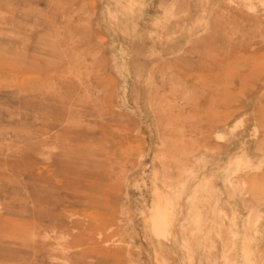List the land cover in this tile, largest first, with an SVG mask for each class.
Returning <instances> with one entry per match:
<instances>
[{"label":"rangeland","instance_id":"rangeland-1","mask_svg":"<svg viewBox=\"0 0 264 264\" xmlns=\"http://www.w3.org/2000/svg\"><path fill=\"white\" fill-rule=\"evenodd\" d=\"M105 3L0 0V264H186L168 231L183 204L164 192L184 191L204 166L228 168L244 149L264 154V0H215L196 40L151 71L165 111L140 117L123 107L127 74L115 67ZM214 12L219 30L207 35ZM258 168L220 172L219 183L242 241L248 213L260 214L251 242L264 264ZM238 183L247 190L233 198Z\"/></svg>","mask_w":264,"mask_h":264},{"label":"bare ground","instance_id":"bare-ground-1","mask_svg":"<svg viewBox=\"0 0 264 264\" xmlns=\"http://www.w3.org/2000/svg\"><path fill=\"white\" fill-rule=\"evenodd\" d=\"M109 1L112 4L105 3L102 14L108 31L114 36L112 47L115 67L127 74L128 89L124 95L123 107L137 117L145 115L149 107L164 112L162 103L155 98L154 90L149 91L154 87L151 71L164 60L180 57L188 45L196 40L208 13L207 9L215 0H182L178 8L172 6L161 13L157 9L165 7V0ZM170 81L173 91L180 88L176 80ZM143 102L147 107H143ZM262 151L264 153V149ZM202 158L206 160L205 157ZM263 163L264 154L261 159H256L244 149L240 155L231 159L228 168L227 165H219L215 169L204 166L198 171L188 173L184 191L164 192L166 198L173 200L175 205L183 204L181 223L176 227L170 226L168 231L171 236L181 239L186 264L261 263L257 249L251 242L254 241L253 232L260 214L253 208L250 210L247 221L249 235L247 241H242L238 228L240 213L236 204L232 229L225 217V196L229 198L230 192L229 189L221 187L219 173H228L231 169L239 178L253 167L260 169L258 167H262ZM215 178L216 191L213 187ZM240 185L238 183V187L234 186L233 198L237 193L247 190L246 184ZM170 209H165L167 215L174 214ZM124 214L127 216L126 212ZM146 230L149 242L158 244L156 224L152 222L146 225Z\"/></svg>","mask_w":264,"mask_h":264},{"label":"crops","instance_id":"crops-1","mask_svg":"<svg viewBox=\"0 0 264 264\" xmlns=\"http://www.w3.org/2000/svg\"><path fill=\"white\" fill-rule=\"evenodd\" d=\"M165 2H166L165 3V7L163 9L162 8L157 9V12L161 13L163 10L169 9L172 6H174V8H178V6H180L182 4V0H165ZM234 8L236 9V8H239V7H234ZM219 10H223V9H218L216 11H219ZM215 12H214L213 16L209 19V24H208L209 30H207V32H206V33H208L207 35H214L215 31L219 30L218 26H220V23H219L220 19L215 17ZM252 21L256 22V20H252ZM249 22H251V20H249ZM190 24L191 23H188V25H190ZM204 26H205V24H204ZM204 33L202 35H204ZM203 41H205V40H203ZM209 41L210 40L206 39V47H208V48L211 47L212 48V44H215V43L213 42L212 44H210ZM211 41H213V38H212Z\"/></svg>","mask_w":264,"mask_h":264}]
</instances>
